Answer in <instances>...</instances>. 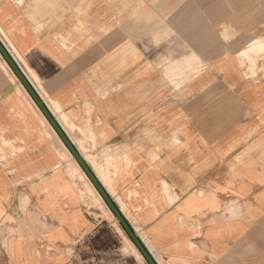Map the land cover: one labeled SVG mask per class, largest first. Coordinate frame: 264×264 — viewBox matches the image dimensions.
<instances>
[{
    "label": "crops",
    "instance_id": "1",
    "mask_svg": "<svg viewBox=\"0 0 264 264\" xmlns=\"http://www.w3.org/2000/svg\"><path fill=\"white\" fill-rule=\"evenodd\" d=\"M202 3L0 0V41L156 264H264V41L206 39L264 0ZM0 264H149L1 52Z\"/></svg>",
    "mask_w": 264,
    "mask_h": 264
},
{
    "label": "water",
    "instance_id": "2",
    "mask_svg": "<svg viewBox=\"0 0 264 264\" xmlns=\"http://www.w3.org/2000/svg\"><path fill=\"white\" fill-rule=\"evenodd\" d=\"M0 52L3 55V57L6 59V61L8 62V64L12 68V70L15 72V74L17 75V77L21 80V82L23 83V85L29 91V93L31 94V96L33 97V99L35 100V102L37 103V105L39 106V108L41 109V111L43 112V114L45 115V117L47 118V120L53 126V128L55 129V131L57 132V134L59 135V137L61 138V140L65 144V146L69 149V151L72 154V156L74 157V159L77 161V163L79 164V166L82 168V170L84 171V173L87 175V177L89 178V180L91 181V183L93 184V186L95 187V189L98 191V193L101 195L102 199L104 200V202L106 203V205L108 206V208L111 210V212L116 217V219L118 220V222L121 224V226L123 227V229L125 230V232L128 234V236L130 237V239L133 241V243L137 246V248L139 249V251L141 252V254L144 256V258L146 259V261L149 264H156V262L153 260V258L149 254V252L144 247V245L137 238V236L135 235L134 231L131 229V227L127 223V221L124 219V217L120 213L119 209L116 207V205L113 203V201L111 200V198L109 197V195L106 193V191L104 190V188L102 187V185L99 183V181L97 180L96 176L93 174V172L91 171V169L89 168V166L87 165V163L83 160V158L78 153V151L76 150V148L69 141V139L67 138V136L65 135V133L63 132V130L58 125V123L55 120V118L51 115V113L49 112V110L47 109V107L45 106V104L43 103V101L39 98V96L37 95V93L31 87V85L29 84V82L27 81V79L25 78V76L23 75V73L21 72V70L19 69L18 65L15 63V61L13 60V58L11 57V55L8 53V51L6 50V48L3 46V44L1 43V41H0Z\"/></svg>",
    "mask_w": 264,
    "mask_h": 264
},
{
    "label": "rangeland",
    "instance_id": "3",
    "mask_svg": "<svg viewBox=\"0 0 264 264\" xmlns=\"http://www.w3.org/2000/svg\"><path fill=\"white\" fill-rule=\"evenodd\" d=\"M193 1V0H192ZM195 2H197V9L201 12V16H203L205 18V22L207 21V25H209V20H210V14L208 13V7H206V5L204 3H202V1L204 0H194ZM225 16L224 15H217V20H218V24L219 26H224V23H223V18ZM206 24V23H205ZM232 32V31H231ZM230 32V33H231ZM226 33L227 31L224 30V29H218L216 30V35H215V31L212 30L210 34L207 35V38L208 41H209V38H211V36L213 37H217V40L218 42H226L224 45H221L220 47H218V53H221L223 50L225 51H230L232 53H234L235 55H238L239 56V53L242 51V50H248L249 48V45L246 44L247 40L250 42V40L256 36H259L261 37L260 40L264 41V30H249V31H239L237 32V34L235 35H230L226 38ZM234 32H232L233 34ZM229 35V34H228ZM235 36H238L234 41H233V37ZM201 41L204 40V39H200ZM202 50L204 52H207L209 50V47H206L204 46L202 48ZM237 56V57H238ZM239 58V57H238ZM261 59V60H260ZM248 61V68H253L254 71H256V74H253V73H248L252 78L250 81L252 82H258L259 80L260 81H263L264 80V72H261L262 68L264 69V54H262V57L258 59L259 62H257V66L255 67L254 65H252V63L247 59ZM208 63L207 62H196V63H193V62H181V65H184V68L186 69H189V68H193V66L195 67V70H197V67H201V68H204L206 69L207 68V65ZM176 69V67H175ZM245 71V69H244ZM249 71V70H248ZM188 80V77L186 78ZM184 79V80H186ZM175 81L171 82L173 84H178L177 83V79H174Z\"/></svg>",
    "mask_w": 264,
    "mask_h": 264
}]
</instances>
